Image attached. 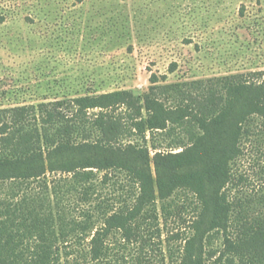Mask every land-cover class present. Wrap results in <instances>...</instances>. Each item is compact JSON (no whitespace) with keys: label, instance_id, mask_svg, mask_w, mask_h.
<instances>
[{"label":"trees","instance_id":"obj_1","mask_svg":"<svg viewBox=\"0 0 264 264\" xmlns=\"http://www.w3.org/2000/svg\"><path fill=\"white\" fill-rule=\"evenodd\" d=\"M18 3L31 14L49 5L48 0ZM255 74L263 78L261 92L236 139L250 132L255 118L264 119V71ZM150 81L148 92L138 95L128 89L95 91L0 108V190L5 195L0 200V264H167L162 220L171 211L166 202L180 190L199 192L208 183L225 186L232 174L230 154L203 171L169 177H155L149 168L124 160L69 169L60 177L40 169L8 172L81 148L150 158L160 139L172 138L173 147L182 146L180 130L188 141H197L225 126L252 83L245 74L166 84L152 75ZM95 110L99 113L90 116ZM108 187L111 196L104 193ZM204 208L209 209L208 202ZM263 209L264 195L238 197L226 188L213 201L211 231L225 232L239 264H264ZM257 210L261 215L252 218ZM236 223L243 230L233 239L234 232H228ZM197 240L204 241L200 226L186 252L177 258L171 254L168 264H202L203 252L194 250ZM127 250L130 258L121 255Z\"/></svg>","mask_w":264,"mask_h":264},{"label":"rangeland","instance_id":"obj_2","mask_svg":"<svg viewBox=\"0 0 264 264\" xmlns=\"http://www.w3.org/2000/svg\"><path fill=\"white\" fill-rule=\"evenodd\" d=\"M48 2L39 6L40 14H31L18 0H0V108L74 99L95 91L128 89L138 95L148 92L152 75L166 84L245 74L252 83L225 126L197 141H188L180 130L182 146L173 147L172 138L160 139L150 158L81 148L8 172L40 169L60 177L69 169L124 160L149 168L155 177H169L203 171L230 154L232 174L225 186L208 183L203 191L180 190L166 202L171 216L162 220V253L167 264L171 254L181 257L200 226L204 241L197 240L194 250L196 255L203 252L202 264H232V259L239 264L225 232L211 231V206L225 188L238 197L264 195V119L255 118L250 132L236 139L263 83L255 73L264 71V0ZM89 113L93 117L99 110ZM157 153L162 154L155 160ZM112 191L108 187L104 193L111 196ZM4 196L0 190V200ZM261 213L257 210L251 217ZM234 225L228 232H234L233 239L243 230L242 223ZM131 254L121 253L127 258Z\"/></svg>","mask_w":264,"mask_h":264}]
</instances>
